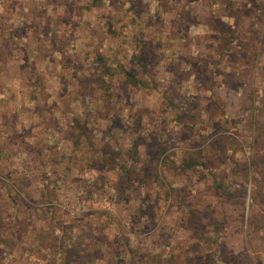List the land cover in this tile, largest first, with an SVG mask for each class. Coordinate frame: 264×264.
Returning <instances> with one entry per match:
<instances>
[{"label": "rangeland", "instance_id": "obj_1", "mask_svg": "<svg viewBox=\"0 0 264 264\" xmlns=\"http://www.w3.org/2000/svg\"><path fill=\"white\" fill-rule=\"evenodd\" d=\"M119 1L0 0V264H264V0Z\"/></svg>", "mask_w": 264, "mask_h": 264}, {"label": "trees", "instance_id": "obj_2", "mask_svg": "<svg viewBox=\"0 0 264 264\" xmlns=\"http://www.w3.org/2000/svg\"><path fill=\"white\" fill-rule=\"evenodd\" d=\"M103 1H105V0H92L91 4L89 6H86V8H89V9L98 8V9H100L101 6L103 5ZM109 2H110V4L105 9L107 10V12L113 11L115 17L122 11V5L127 3V2H120L119 0H109ZM66 6H67L66 10H68V11L72 10V7H70L68 4H66ZM133 6H134V4L131 3V7H133ZM110 22H109V27L111 26V24L114 25L112 22L110 24ZM118 22L119 21H117L116 24ZM135 45H140V44L137 43ZM118 48H122V45L117 42V43H115L114 49H118ZM105 69L103 68L102 70H100V72L98 74L102 76V74H104ZM118 73H119V75H125V77L127 79L134 80L133 76L129 72H126L125 70H121ZM96 82H98V81H96ZM41 112L42 111H40L39 113H41ZM42 114H46L48 116V122H49L51 117H52L50 115V111L42 112ZM103 162H104V165H108L106 160ZM103 162H101V163H103ZM106 167L109 170L112 169L111 166H106ZM93 168H94V165L91 162H89L88 163V169H93ZM140 178H142L144 181H146L145 176L140 175V174L133 176L129 180H133V179L138 180ZM120 179L123 180L124 178H122V176H121ZM125 179L127 181V177ZM110 243H111V241H109V244ZM43 244H44V242L42 243V245ZM80 245H81L80 242H79V244L72 243L71 245H68L64 240H61L60 243L55 242V241H51V244L45 243L44 247L50 246V249H52L54 252H56V254L58 256H60L62 254L63 259H61V264H93V261L90 259L89 255H86L85 254L86 252L83 251L84 247H82ZM94 245H99V242L97 241L96 243H94ZM108 247H109V245H108ZM110 254L113 255L114 250H110ZM55 264H56V262H55Z\"/></svg>", "mask_w": 264, "mask_h": 264}, {"label": "clouds", "instance_id": "obj_3", "mask_svg": "<svg viewBox=\"0 0 264 264\" xmlns=\"http://www.w3.org/2000/svg\"><path fill=\"white\" fill-rule=\"evenodd\" d=\"M155 7V6H154ZM230 22V21H229ZM194 32L196 31H202V29H193ZM171 127L176 128L177 126L175 124H172Z\"/></svg>", "mask_w": 264, "mask_h": 264}, {"label": "crops", "instance_id": "obj_4", "mask_svg": "<svg viewBox=\"0 0 264 264\" xmlns=\"http://www.w3.org/2000/svg\"><path fill=\"white\" fill-rule=\"evenodd\" d=\"M36 257H38V255H37ZM38 258H39V257H38ZM38 258H37V259H38Z\"/></svg>", "mask_w": 264, "mask_h": 264}]
</instances>
